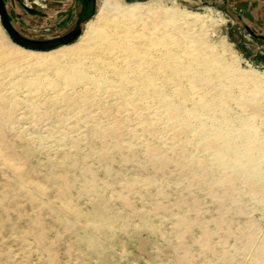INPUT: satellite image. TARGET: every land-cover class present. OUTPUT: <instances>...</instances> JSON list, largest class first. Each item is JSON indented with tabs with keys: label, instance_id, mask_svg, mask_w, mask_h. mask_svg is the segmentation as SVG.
Returning <instances> with one entry per match:
<instances>
[{
	"label": "rangeland",
	"instance_id": "rangeland-1",
	"mask_svg": "<svg viewBox=\"0 0 264 264\" xmlns=\"http://www.w3.org/2000/svg\"><path fill=\"white\" fill-rule=\"evenodd\" d=\"M120 1L141 13L4 0L29 37L82 33L42 61L0 17V264H264V178L211 135L264 140V0ZM205 47L260 80L207 69Z\"/></svg>",
	"mask_w": 264,
	"mask_h": 264
},
{
	"label": "bare ground",
	"instance_id": "bare-ground-1",
	"mask_svg": "<svg viewBox=\"0 0 264 264\" xmlns=\"http://www.w3.org/2000/svg\"><path fill=\"white\" fill-rule=\"evenodd\" d=\"M142 8L143 6L138 4H130L128 7H124L121 4L120 0H103L94 18L97 20L105 21L107 18L106 16L111 12L123 14L126 16L135 15L136 13H141ZM176 16L177 11H172L171 17ZM185 17L187 18L186 21L193 20L195 22H199L200 20L204 19L203 16L199 14H195V16L193 15V17L190 15H185ZM99 32L102 34L103 29L99 30L97 26L95 27L93 21H88L86 23L84 32L86 34V37L85 39L82 38V40L84 41V43L94 39L98 41ZM198 39L201 38L199 37ZM20 49L23 50L22 52L27 53L28 56L40 60L42 59V61H55L62 57H60L59 54L54 53V51L41 53L40 51L30 49H28L30 51H27L25 50L26 48L23 49V47ZM195 50L197 49L195 48ZM204 51H206L204 52L206 54L210 53L208 55L212 62V65L208 66L207 69H210L212 71H219L220 75L228 78L230 82L231 80H233L232 82L243 85L248 82H257L261 78L257 77V74H251L241 71L240 69L233 67L231 64H223L220 58L216 57L214 54H211L210 47H205ZM242 124V127L237 130H231L229 128H219L218 130L212 129L211 135H214L216 139H221L224 148L230 150L232 149V153L230 152V155L234 158H232L230 161H238L233 163V167H236L242 174H245V177H249L248 181L254 183L258 181L261 176H263L264 178V168H262L264 163V140H262V138H259V135L256 131L252 132V125H246L244 124V121L242 122ZM231 132L236 133V139L230 137ZM238 152H240V157L236 159L233 154H237ZM241 157L246 158V160H243Z\"/></svg>",
	"mask_w": 264,
	"mask_h": 264
},
{
	"label": "water",
	"instance_id": "water-1",
	"mask_svg": "<svg viewBox=\"0 0 264 264\" xmlns=\"http://www.w3.org/2000/svg\"><path fill=\"white\" fill-rule=\"evenodd\" d=\"M91 1V0H89ZM0 17L2 25L5 30L9 33L12 39L20 46L30 50H45L52 49L57 46L66 45L77 39L81 33L82 28L79 27L65 35L57 36L55 38L47 40H35L23 36L15 27L12 25L8 12L5 6L4 0H0ZM264 39V36H261Z\"/></svg>",
	"mask_w": 264,
	"mask_h": 264
},
{
	"label": "flooded vegetation",
	"instance_id": "flooded-vegetation-1",
	"mask_svg": "<svg viewBox=\"0 0 264 264\" xmlns=\"http://www.w3.org/2000/svg\"><path fill=\"white\" fill-rule=\"evenodd\" d=\"M8 16H9V14H8ZM9 19H10V17H9ZM11 21V20H10ZM12 23V22H11ZM12 25L15 27V29H17L16 28V26L12 23ZM80 26H77V28H79ZM76 28V29H77ZM18 30V29H17ZM75 30V29H74ZM19 31V30H18ZM20 32V31H19ZM21 33V32H20ZM69 33V32H68ZM23 36H25V37H27V38H31V39H35V40H47V39H39V38H32V37H29V36H27V35H25V34H23V33H21ZM67 34V33H66ZM62 35H65V34H62ZM61 36V35H60ZM52 38H55V37H52ZM48 39H51V38H48Z\"/></svg>",
	"mask_w": 264,
	"mask_h": 264
}]
</instances>
